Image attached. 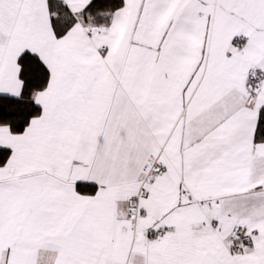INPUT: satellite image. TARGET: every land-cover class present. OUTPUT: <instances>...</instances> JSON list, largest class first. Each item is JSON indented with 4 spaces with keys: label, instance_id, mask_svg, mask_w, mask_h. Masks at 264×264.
<instances>
[{
    "label": "snow or ice",
    "instance_id": "1",
    "mask_svg": "<svg viewBox=\"0 0 264 264\" xmlns=\"http://www.w3.org/2000/svg\"><path fill=\"white\" fill-rule=\"evenodd\" d=\"M0 264H264V0H0Z\"/></svg>",
    "mask_w": 264,
    "mask_h": 264
}]
</instances>
